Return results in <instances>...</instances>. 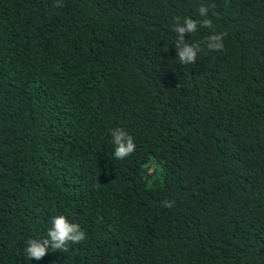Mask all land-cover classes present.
I'll return each mask as SVG.
<instances>
[{"label":"trees","instance_id":"obj_1","mask_svg":"<svg viewBox=\"0 0 264 264\" xmlns=\"http://www.w3.org/2000/svg\"><path fill=\"white\" fill-rule=\"evenodd\" d=\"M60 3L0 0V264H264V0ZM59 215L86 239L27 258Z\"/></svg>","mask_w":264,"mask_h":264},{"label":"clouds","instance_id":"obj_2","mask_svg":"<svg viewBox=\"0 0 264 264\" xmlns=\"http://www.w3.org/2000/svg\"><path fill=\"white\" fill-rule=\"evenodd\" d=\"M58 6H63L60 0H57ZM211 7H215L212 5ZM209 6L201 4L198 13L203 19L197 20L192 18H183L177 16L174 18L172 30L177 34L175 47L177 49V57L183 65H192L198 58V54L203 50L199 43H188L185 34H193L200 29L213 30V22L207 18ZM226 32L216 33L206 37L203 42L208 50L222 51L224 48V39ZM112 143L115 146L114 157L124 160L126 157L134 153L136 144L134 138L123 128L116 127L110 131ZM172 203L165 201L166 207H172ZM86 239V233L81 229L80 225L71 222L66 216L59 215L51 219V227L47 231L44 238H31L27 241L24 254L30 260H41L48 254L49 249L68 251L70 245L79 244Z\"/></svg>","mask_w":264,"mask_h":264}]
</instances>
